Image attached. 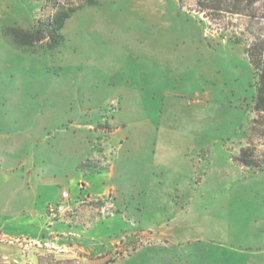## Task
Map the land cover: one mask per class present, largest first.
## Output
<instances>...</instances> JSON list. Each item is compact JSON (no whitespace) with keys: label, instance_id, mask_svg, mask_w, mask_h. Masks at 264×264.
Returning <instances> with one entry per match:
<instances>
[{"label":"rangeland","instance_id":"374dc122","mask_svg":"<svg viewBox=\"0 0 264 264\" xmlns=\"http://www.w3.org/2000/svg\"><path fill=\"white\" fill-rule=\"evenodd\" d=\"M5 1L0 141L15 147L1 146L0 158L28 157L50 172L55 160L74 161L76 145L84 146L77 127L93 122L86 171L124 159L103 145L120 128L109 148L151 145L155 186L151 196L123 193L114 217L102 211L111 195L95 198L89 205L98 215L86 221L77 212L73 227L60 224L56 244L0 232V264H85V245L110 238L119 244L97 263L264 264V0ZM62 9L75 11L61 48L45 40L24 49L6 32ZM164 187L170 204L158 197ZM62 190L45 196L57 205ZM169 223L178 228L162 230ZM10 242L24 250L7 251Z\"/></svg>","mask_w":264,"mask_h":264},{"label":"crops","instance_id":"0c3cea01","mask_svg":"<svg viewBox=\"0 0 264 264\" xmlns=\"http://www.w3.org/2000/svg\"><path fill=\"white\" fill-rule=\"evenodd\" d=\"M77 128L82 131L80 138L84 146L80 147L76 145L73 162L68 159L55 160L52 167H56L57 170L52 169L50 172L48 170L42 173L43 168L41 169L38 165L30 163L28 157H22L16 162L10 161L6 157L0 158V210L6 216L4 221H0V232H3L5 235L9 234L11 237L23 236L30 241L39 243L47 239L51 243L56 244L59 241L57 233L60 224L73 227L74 225L71 222L77 216L75 215L77 212H79L77 214L81 215L79 219H86V221L92 219L94 214L98 215L97 212L100 208L98 207V210H95L92 208V205H89L95 198L102 196L106 201V197L110 198L111 195V199L102 206V211L105 213L104 216L114 217L116 216V212L119 211L118 202L121 201L122 204H125V201L122 199L125 195L123 193L134 192L138 189L147 193L148 196L153 194L152 191L155 185L151 177V165L149 164V161H152L150 158L154 152L151 145L146 146L134 142L126 148L125 143L121 142L119 147L116 146L114 148V146H111L109 148V143L114 141L116 135L121 134L120 128H117L110 132L106 140H103V145L107 153L118 148L121 152L119 153L120 155L124 152V159L122 160L119 157L116 160L112 157L108 159V163H104L108 166L107 169L92 173L79 168V165L87 159L92 158L94 154V141L97 138V135L94 134H98V131L95 130L93 122H88L85 125L80 124ZM0 139H2L1 136ZM9 141H12L9 137H6L4 142L0 141V149H2L1 146L8 151L13 149L14 144ZM113 154L114 152L112 156ZM58 165H66L64 167L65 175L60 174L57 168L59 167ZM3 167L21 169L22 173L20 175H9L4 172L5 168ZM13 180L19 181V183L10 188V190L8 187L3 191L2 186ZM78 186H80V191L79 193H75L74 190ZM56 187H63V190L58 194V204L63 200V193H69V197L65 201L68 205V212L53 224L48 223V226L46 225L48 218L45 217V214L48 215V207L53 204L47 200L45 195H48ZM68 187L70 191L67 189ZM86 191H88L87 195L84 194ZM158 197L164 204L172 203V193L165 187L161 189ZM101 219L103 218L99 216L96 222L99 223ZM177 228V223H169L162 230H176ZM116 243L119 244L118 239L114 240L110 238L103 243L86 244L87 256H85L84 263L100 264L96 261L102 259L107 261V258L112 255V247ZM10 244H14L15 246L7 248V251L12 252L13 250V252H19L24 250V247H18L21 243L10 242ZM29 244L27 243L26 245Z\"/></svg>","mask_w":264,"mask_h":264},{"label":"trees","instance_id":"16d2710c","mask_svg":"<svg viewBox=\"0 0 264 264\" xmlns=\"http://www.w3.org/2000/svg\"><path fill=\"white\" fill-rule=\"evenodd\" d=\"M90 3L93 4L94 1L91 0ZM73 11L75 9L71 11L62 9L48 20L36 21L30 28L12 27L11 29H7L6 32L15 45L24 49H28L45 40L48 41L51 49H58L66 41L63 28ZM88 166V162H82L79 168L86 170Z\"/></svg>","mask_w":264,"mask_h":264},{"label":"built area","instance_id":"2783aa9c","mask_svg":"<svg viewBox=\"0 0 264 264\" xmlns=\"http://www.w3.org/2000/svg\"><path fill=\"white\" fill-rule=\"evenodd\" d=\"M69 197L68 192L63 193V200L57 205H50L48 207V218L50 222H55L61 218V216L68 211V205L65 203L66 199Z\"/></svg>","mask_w":264,"mask_h":264}]
</instances>
